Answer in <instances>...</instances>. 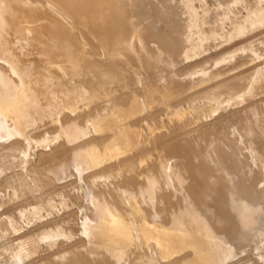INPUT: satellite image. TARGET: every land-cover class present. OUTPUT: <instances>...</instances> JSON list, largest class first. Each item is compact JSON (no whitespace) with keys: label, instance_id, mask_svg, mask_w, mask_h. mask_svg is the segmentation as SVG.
<instances>
[{"label":"bare ground","instance_id":"obj_1","mask_svg":"<svg viewBox=\"0 0 264 264\" xmlns=\"http://www.w3.org/2000/svg\"><path fill=\"white\" fill-rule=\"evenodd\" d=\"M238 1L0 0V154L46 202L0 204V264H264V39L205 59L264 10L200 30ZM71 194L82 239L27 261L19 220Z\"/></svg>","mask_w":264,"mask_h":264},{"label":"rangeland","instance_id":"obj_2","mask_svg":"<svg viewBox=\"0 0 264 264\" xmlns=\"http://www.w3.org/2000/svg\"><path fill=\"white\" fill-rule=\"evenodd\" d=\"M198 3L201 4V0H198ZM207 8L210 14L215 16V21L212 22L209 17H206L205 23H202L200 30L202 32H205L206 30L216 32L220 25L230 24V21H233L238 25H242L245 23V19L248 15L255 19V15L264 10V0H239L238 2L233 3L229 8L227 6L223 7V13H221L218 7L215 6L212 2L208 3ZM262 27L260 24H258L255 29L246 37L234 35L233 39L223 46H213L212 44H210L205 54V57L207 56L205 59L212 61L213 58L230 49L238 48L241 44L243 45V43L247 41L254 39L258 42L264 39V27ZM225 32L227 33L226 30ZM203 60L204 58L200 57L197 59V61L194 62L201 63ZM179 70L181 71V73L185 72L182 67H180ZM41 134L44 135V131H40L37 133V140L43 137V135ZM40 145V142H34L31 151V157H33L34 155V149L42 147ZM19 172L21 173V175ZM44 193L45 192L42 188V185L39 183L37 178L29 173L28 168L25 166V163L22 160H16L14 157H11L10 154H0V204L4 211H9L10 214L18 216L17 211H19L20 208H31L35 205L36 202L40 201L43 202H40L38 204H45L46 202L42 198V195H44ZM56 194L57 193L55 192L52 195ZM74 196L75 195L73 194L70 195L71 199L68 202V205L63 206L57 203L55 209H53L50 213L44 210L42 212V215L38 219L30 221L19 220V233L20 235H23L25 233L21 240L25 243H29L31 248L34 249L31 258L27 261L39 259L44 253L46 254L49 251L52 253L57 252L64 247L63 244H66L65 246H67V244H75L78 242V240L80 241V239H82V235H80V231L78 229V224L82 216L81 206L83 205V199L77 198L76 196L75 198ZM79 202L82 204H80ZM5 208H9L10 210H7ZM76 210L79 211L77 212ZM74 220L77 221L74 222ZM51 222L54 223L50 225ZM58 227L61 228L62 232L70 233L71 236L68 239L61 236L62 238L59 237L57 242L55 243H47L43 240V236L57 233L56 230ZM62 241L64 242L63 244ZM247 248V255L249 256L251 254L250 256L252 257H249L250 259L248 262H250V264H261V260L259 259L258 254L254 253L253 247L248 246ZM0 254L2 259L6 260L9 258L10 252L1 250Z\"/></svg>","mask_w":264,"mask_h":264}]
</instances>
